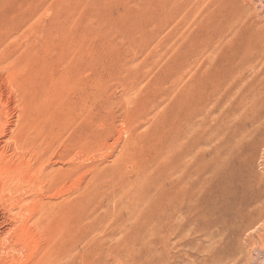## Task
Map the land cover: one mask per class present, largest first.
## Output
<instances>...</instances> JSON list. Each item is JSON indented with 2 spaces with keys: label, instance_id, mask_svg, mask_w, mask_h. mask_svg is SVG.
Segmentation results:
<instances>
[{
  "label": "rangeland",
  "instance_id": "rangeland-1",
  "mask_svg": "<svg viewBox=\"0 0 264 264\" xmlns=\"http://www.w3.org/2000/svg\"><path fill=\"white\" fill-rule=\"evenodd\" d=\"M257 16L264 0H0V264H264Z\"/></svg>",
  "mask_w": 264,
  "mask_h": 264
},
{
  "label": "bare ground",
  "instance_id": "bare-ground-1",
  "mask_svg": "<svg viewBox=\"0 0 264 264\" xmlns=\"http://www.w3.org/2000/svg\"><path fill=\"white\" fill-rule=\"evenodd\" d=\"M206 1V0H205ZM215 2H217L218 0H214ZM211 2H212V0H211ZM207 3V2H206ZM219 3V2H218ZM221 3V2H220ZM219 3V4H220ZM216 5H217V3H216ZM216 5H215V7H216ZM213 6V5H212ZM211 7V6H210ZM239 7V6H238ZM242 7H243V5H242ZM219 8V7H218ZM218 8H215V9H217L218 10ZM245 8V7H244ZM210 10V9H209ZM208 10V11H209ZM221 10H222V8H221ZM223 10H224V8H223ZM249 11V10H248ZM206 12V11H205ZM211 12L212 11H210L209 13L211 14ZM214 12V15L215 14H217L215 11H213ZM222 12V11H221ZM246 12H247V10H246ZM208 13V14H209ZM251 13V12H250ZM249 13V14H250ZM254 13V12H253ZM205 14V13H204ZM206 14H207V12H206ZM207 14V15H208ZM209 14V15H210ZM218 14H220V13H218ZM222 14H224L223 12H222ZM240 14V13H239ZM242 14V13H241ZM251 15V14H250ZM212 16V15H211ZM210 16V17H211ZM223 16H225V15H223ZM222 16V17H223ZM234 16V15H233ZM261 16V15H260ZM260 16H257L256 18H255V20H254V22L250 25V37H249V42H250V48H251V50H249L250 52V56H249V54H248V56L249 57H251V60H250V69H251V71H252V73H253V79L255 80L252 84H251V88H250V98H251V101L249 102V104L246 106L247 108H249V109H251L252 111H256L257 109H258V107H260L259 106V104L261 103V101H259L258 100V98L259 97H261V94H263L264 93V18L263 17H260ZM229 17V16H228ZM243 17H244V15H243ZM254 17V16H253ZM204 18V17H203ZM209 18V17H208ZM207 18V19H208ZM212 18V17H211ZM233 18H235V17H233ZM242 18V17H241ZM245 18V17H244ZM247 18V17H246ZM223 19V22L225 23V21H224V19L226 20L227 18H222ZM249 19V18H248ZM210 20V19H209ZM213 20H214V18H213ZM227 20H229L230 21V18L229 19H227ZM238 20V19H237ZM250 20V19H249ZM203 21H205L204 19H203ZM247 21V20H246ZM208 22V21H207ZM207 22H206V26L208 25L207 24ZM213 22H215V21H213ZM238 22V21H237ZM245 22V21H244ZM204 23V22H203ZM209 23H211L210 21H209ZM221 23V22H220ZM235 23V22H234ZM241 23V22H240ZM212 24V23H211ZM211 24L209 25L210 27H211ZM214 24V23H213ZM212 24V25H213ZM226 24H227V21H226ZM228 24H229V22H228ZM205 25H204V28H205ZM216 25V24H215ZM221 25H223V24H221ZM221 25H219V26H221ZM218 26V27H219ZM248 26V25H247ZM214 27V26H213ZM221 28H222V26H221ZM224 28V27H223ZM235 28V27H234ZM237 28V27H236ZM241 28V27H240ZM247 28V27H246ZM208 29V28H207ZM214 29V28H213ZM220 29V28H219ZM218 30V29H217ZM210 31V30H209ZM221 31L222 32H224L222 29H221ZM237 31V30H236ZM211 32V31H210ZM207 33V32H206ZM215 33H217V32H214V34ZM241 33H242V31H241ZM205 34V33H204ZM217 34H219V36H220V33H217ZM242 34H244V33H242ZM211 35V34H210ZM224 35H226V33H224ZM223 35V36H224ZM215 36V35H214ZM222 36V37H223ZM236 36V35H235ZM240 36H242V35H240ZM212 37V36H211ZM211 37L210 38H208V39H211ZM216 37V36H215ZM213 38V37H212ZM220 38V37H219ZM224 38H226V36H224ZM238 39H239V37H238ZM241 39V38H240ZM243 39V38H242ZM215 40V39H214ZM227 40H228V38H227ZM216 41V40H215ZM221 41V40H220ZM238 41L239 40H237V42H236V46L238 47ZM207 43V42H206ZM206 43H205V46H206ZM214 43V42H213ZM226 44H227V42H226ZM230 44V43H229ZM233 44V43H232ZM232 44H230V45H232ZM246 44H247V42H246ZM211 45V44H210ZM234 46V45H233ZM247 46V45H246ZM245 46V47H246ZM249 48V47H248ZM248 48H244V50L245 49H248ZM212 49V48H211ZM224 49V48H223ZM241 49H242V47H241ZM208 50H209V48H208ZM243 51V50H242ZM224 52V51H223ZM238 52H239V49H238ZM244 52V51H243ZM215 54V53H214ZM225 54V53H224ZM245 55H246V53H245ZM215 56H217L216 54H215ZM238 57V56H237ZM248 58V57H247ZM236 60V59H235ZM244 60V59H243ZM249 61V60H248ZM206 62H208V61H206ZM211 62V61H210ZM240 62V61H239ZM221 63V62H220ZM236 63V62H235ZM241 63V62H240ZM209 64V63H208ZM213 65V64H212ZM236 65V64H235ZM249 65V64H248ZM210 66V65H209ZM223 66V65H222ZM222 66H221V68H222ZM236 67V66H235ZM239 67V66H238ZM216 68V67H215ZM245 68V67H244ZM210 69H211V67H210ZM213 70V69H212ZM246 71V70H245ZM210 73V72H209ZM213 73V72H212ZM250 73V72H249ZM243 75V74H242ZM209 76V75H208ZM212 77H214V74L213 75H211ZM251 77V76H250ZM243 79V78H242ZM250 79V78H249ZM212 81V80H211ZM214 81V80H213ZM216 84V83H215ZM219 85V84H218ZM217 84L215 85V86H217L218 87V90H220L219 88V86H218ZM238 85H239V83H238ZM211 89V88H210ZM216 91V90H215ZM221 91V90H220ZM239 91V90H238ZM237 91V92H238ZM242 91V90H241ZM217 92V91H216ZM248 92V91H247ZM246 93V92H245ZM209 94V93H208ZM218 94V93H217ZM213 95V94H212ZM248 95V93H246V96ZM218 96V95H217ZM244 96V95H243ZM213 97V96H212ZM216 98V97H215ZM236 98H238V97H236ZM220 100V99H219ZM243 100H244V98H243ZM235 101V100H234ZM241 101H242V99H241ZM246 101V100H245ZM244 101V102H245ZM236 102V101H235ZM238 102V101H237ZM236 102V103H237ZM248 102V101H247ZM212 103H214L213 101H212ZM216 104V103H215ZM246 103H242V102H239L238 104H237V108H242V107H244V105H245ZM205 106V105H204ZM239 106V107H238ZM234 107V106H233ZM236 107V106H235ZM234 107V108H235ZM232 108V107H231ZM233 108V109H234ZM246 108V109H247ZM226 109V108H225ZM248 109V110H249ZM240 110V109H239ZM245 110V109H244ZM250 111V110H249ZM229 112V111H228ZM242 112V111H241ZM223 113V112H222ZM231 114V113H230ZM175 115H177V113L175 114ZM235 115H237V114H235ZM252 115V114H251ZM253 115H255V114H253ZM177 117V116H176ZM176 117H175V119H176ZM235 117V116H234ZM178 118V117H177ZM182 118H183V116H182ZM219 118V117H218ZM179 119V118H178ZM177 119V122L179 121ZM242 119V118H241ZM245 119V118H244ZM246 120V119H245ZM183 122V121H182ZM220 122H222V121H220ZM219 122V123H220ZM221 124L222 123H220V124H218V126L220 125L221 126ZM228 124V123H227ZM180 125V124H179ZM234 125V124H233ZM178 126V125H177ZM222 126H223V124H222ZM235 126V125H234ZM186 127V126H185ZM227 127H229V126H227ZM219 128V127H218ZM224 128V127H223ZM226 128V127H225ZM232 128H234V127H232ZM231 129V128H230ZM184 130H185V128H184ZM225 130H227V129H225ZM177 131V130H176ZM218 131H219V129H218ZM224 133V132H223ZM230 133H232V132H230ZM226 135V134H225ZM219 136H220V134H219ZM223 136V135H222ZM229 136V135H228ZM234 137H235V135H233ZM173 138V137H172ZM182 138V137H181ZM182 141H184V140H182ZM235 141V140H234ZM179 142V141H178ZM231 142H232V140H231ZM183 143V142H182ZM184 144H185V142H184ZM180 145V144H179ZM227 145V144H226ZM234 145V144H233ZM180 147H182V146H180ZM232 147V146H231ZM177 148V147H176ZM180 148H178V150H179ZM230 151H232V150H230ZM230 153V152H229ZM231 153H234V152H231ZM228 160V159H227ZM231 160V159H230ZM226 161V160H225ZM186 162V161H185ZM222 162V161H221ZM221 162H220V164H221ZM182 163V162H181ZM226 163H228V162H226ZM186 164V163H185ZM230 164V163H229ZM223 165V164H222ZM225 166V165H224ZM178 169V168H177ZM232 169V168H231ZM182 170V169H181ZM180 170V171H181ZM178 171V170H177ZM187 171V170H186ZM223 171V170H222ZM232 171H234V170H232ZM172 173H174V172H172ZM181 173V172H180ZM223 172H221V174H222ZM224 174V173H223ZM222 174V175H223ZM172 175H174V174H172ZM182 176H184V175H182ZM221 176V175H220ZM224 176V175H223ZM180 177V176H179ZM182 178V177H181ZM225 180V179H224ZM250 182V181H249ZM174 183V182H173ZM232 184V183H231ZM226 185V184H225ZM223 186V185H222ZM233 186V185H232ZM250 187V189H251V186H249ZM254 187V186H253ZM227 188H229V187H227ZM255 190V189H254ZM235 191V190H234ZM252 192H253V189H252ZM261 192V191H260ZM220 193H221V191H220ZM223 193V192H222ZM233 194H234V192H232ZM235 195V194H234ZM252 196V195H251ZM258 196V195H257ZM240 198V197H239ZM227 202V201H226ZM217 207V206H216ZM236 208V207H235ZM222 209V208H221ZM224 211V210H223ZM251 213V212H250ZM246 214V213H245ZM172 217V216H171ZM170 217V218H171ZM172 219V218H171ZM157 226V225H156ZM130 227V226H129ZM155 227V226H154ZM153 230V229H152ZM160 230V229H159ZM162 230V229H161ZM207 230V229H206ZM136 232V231H135ZM132 233V232H131ZM134 233V232H133ZM145 233H149V230H148V232H145ZM135 234V233H134ZM131 235V234H130ZM136 235H137V232H136ZM141 235V234H140ZM148 235H150V234H148ZM158 235V234H157ZM144 237H145V235H143ZM154 236V235H153ZM129 237V236H128ZM133 237H134V235H133ZM132 237V238H133ZM151 237H152V235H151ZM156 237V236H155ZM131 238V237H130ZM129 238V239H130ZM135 238H137V236L135 237ZM140 238V237H139ZM123 239V238H122ZM148 239V238H147ZM210 239V238H209ZM213 239V238H212ZM125 240V239H124ZM126 240H128V239H126ZM137 240V239H136ZM135 240V241H136ZM149 240V239H148ZM152 240H153V238H152ZM132 241V240H131ZM133 241H134V238H133ZM127 242V241H126ZM126 242L125 243H123L124 245H127L126 244ZM129 242H130V240H129ZM143 242V241H142ZM151 243V242H150ZM130 244H131V242H130ZM133 244V243H132ZM143 244V243H142ZM141 244V245H142ZM123 245V246H124ZM144 245V244H143ZM147 245V244H146ZM151 245V244H150ZM133 246H135V242H134V245ZM126 247V246H125ZM128 247V246H127ZM149 247V246H148ZM151 247V246H150ZM149 247V248H150ZM128 248H132L131 247V245L128 247ZM210 249V248H209ZM208 251H210V250H208ZM207 252V251H206ZM210 254V253H209ZM208 254V255H209ZM66 255V254H65ZM124 257V256H123ZM214 259V258H213ZM108 261V260H107ZM45 263V262H44ZM48 263V262H47ZM41 264V263H40ZM53 264V263H52Z\"/></svg>",
  "mask_w": 264,
  "mask_h": 264
}]
</instances>
